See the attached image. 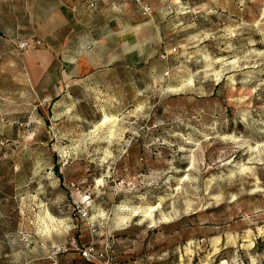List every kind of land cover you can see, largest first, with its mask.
Returning <instances> with one entry per match:
<instances>
[{"label":"rangeland","instance_id":"1","mask_svg":"<svg viewBox=\"0 0 264 264\" xmlns=\"http://www.w3.org/2000/svg\"><path fill=\"white\" fill-rule=\"evenodd\" d=\"M38 1L0 0V264H264V0H68L34 81Z\"/></svg>","mask_w":264,"mask_h":264},{"label":"crops","instance_id":"2","mask_svg":"<svg viewBox=\"0 0 264 264\" xmlns=\"http://www.w3.org/2000/svg\"><path fill=\"white\" fill-rule=\"evenodd\" d=\"M68 0H39L38 2L44 3L45 7H42L46 12L45 18L42 20L41 25L42 31L36 32L34 30L31 32L32 37L42 39L41 47L39 46L38 50L36 46L31 45L27 50L22 51L25 67L30 73V78L34 81L42 79L45 75L51 73L54 68V63L56 61V55L60 54L62 49L67 48V35L71 30V16L66 10L69 8L67 5ZM53 2V6H50V3ZM52 20L50 19L52 16ZM5 19L8 18L5 22V25H1L4 30L0 29V32L9 34L12 31V12H6L4 14ZM40 26V25H39ZM5 36V35H4ZM7 37V36H5ZM13 38V37H12ZM18 38V37H16ZM31 38V36H30ZM20 37L18 38V40ZM22 40H25L23 37ZM2 41V40H1ZM29 41H34L30 39ZM0 42V51L6 49L7 41ZM33 50V51H32ZM90 67L87 60L84 56H81L76 60V65L74 67L75 74L79 73L80 75L86 74L89 71ZM64 81H70V76L68 73H63Z\"/></svg>","mask_w":264,"mask_h":264},{"label":"built area","instance_id":"3","mask_svg":"<svg viewBox=\"0 0 264 264\" xmlns=\"http://www.w3.org/2000/svg\"><path fill=\"white\" fill-rule=\"evenodd\" d=\"M143 11L146 15L149 14V9L144 7ZM31 45L36 46V47L41 46V42L35 41V40L34 41H24V42L18 43L17 47L19 50L22 51V50L28 49ZM81 252H82L83 258L89 263H92L93 261H95L97 259V253H96V250L93 246H91L88 249L83 250Z\"/></svg>","mask_w":264,"mask_h":264}]
</instances>
